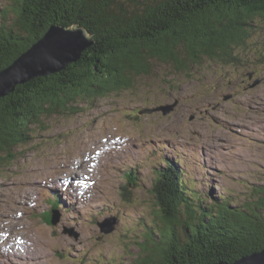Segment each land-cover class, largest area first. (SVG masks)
I'll list each match as a JSON object with an SVG mask.
<instances>
[{
    "label": "rangeland",
    "instance_id": "rangeland-1",
    "mask_svg": "<svg viewBox=\"0 0 264 264\" xmlns=\"http://www.w3.org/2000/svg\"><path fill=\"white\" fill-rule=\"evenodd\" d=\"M247 26L239 49L264 52V16ZM203 60L178 71L151 59L148 72L130 75V87L36 127L16 160L0 166V264L136 263L149 230L160 236L153 188L168 160L205 205L234 209L256 199L264 185V64ZM164 105L175 107L150 112ZM53 210L57 224L45 218ZM112 217L115 229L103 232L98 222ZM176 233L183 238L184 227Z\"/></svg>",
    "mask_w": 264,
    "mask_h": 264
},
{
    "label": "trees",
    "instance_id": "trees-1",
    "mask_svg": "<svg viewBox=\"0 0 264 264\" xmlns=\"http://www.w3.org/2000/svg\"><path fill=\"white\" fill-rule=\"evenodd\" d=\"M2 1L0 70L52 25L83 27L95 42L64 70L36 77L0 98V166L16 160L15 149L32 139L47 116L73 114L80 102L93 104L130 87V75L148 72L151 59L173 63L178 71L191 70L204 58L221 66L264 64V52L239 49L248 35V20L264 16V0ZM179 46L189 52H175ZM158 174L153 196L161 212L160 236L149 230L150 241L143 243L134 264L231 263L264 248V185L254 190L256 199L232 209L210 191L215 204L202 203L208 200L184 180L183 169L173 160L158 168ZM51 215H45L49 223ZM177 226L184 227L183 238Z\"/></svg>",
    "mask_w": 264,
    "mask_h": 264
},
{
    "label": "water",
    "instance_id": "water-1",
    "mask_svg": "<svg viewBox=\"0 0 264 264\" xmlns=\"http://www.w3.org/2000/svg\"><path fill=\"white\" fill-rule=\"evenodd\" d=\"M94 42V38L83 27L52 25L29 50L23 52L9 67L0 70V98L13 92L17 84L64 70L69 63L77 61L82 52ZM260 81L261 79L256 80L255 84ZM174 107L175 105H164L151 109L150 112L162 111L168 114ZM59 221L60 213L56 210L51 222L57 224ZM116 222V218L112 217L98 224L103 232L109 233L115 229ZM70 232L78 236L73 230ZM214 264H264V248L231 263L219 261Z\"/></svg>",
    "mask_w": 264,
    "mask_h": 264
},
{
    "label": "bare ground",
    "instance_id": "bare-ground-1",
    "mask_svg": "<svg viewBox=\"0 0 264 264\" xmlns=\"http://www.w3.org/2000/svg\"><path fill=\"white\" fill-rule=\"evenodd\" d=\"M57 204H58V202H57ZM58 206H61V205H58Z\"/></svg>",
    "mask_w": 264,
    "mask_h": 264
}]
</instances>
